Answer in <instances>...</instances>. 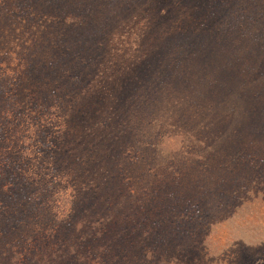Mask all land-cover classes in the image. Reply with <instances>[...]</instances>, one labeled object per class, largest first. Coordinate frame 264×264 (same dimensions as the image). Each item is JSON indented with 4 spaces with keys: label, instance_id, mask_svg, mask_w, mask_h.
<instances>
[{
    "label": "trees",
    "instance_id": "obj_1",
    "mask_svg": "<svg viewBox=\"0 0 264 264\" xmlns=\"http://www.w3.org/2000/svg\"><path fill=\"white\" fill-rule=\"evenodd\" d=\"M12 1V11L10 2H0V11L27 16L33 3L45 2L43 11H54L28 50L17 56L10 54L13 59L5 56L0 63V264H171L178 257L189 259L199 254L209 238L208 224L212 219L222 220L216 211L243 206L242 195L247 189L263 190L264 149L256 156L246 155L245 151L254 148L250 143L240 146L237 156L235 149L239 148L232 146L229 156L236 157L224 164L210 158L212 167L205 176L180 175L165 188L143 189L147 193L134 190L121 166L125 152L135 146L130 141L135 133L125 119H113L110 113L100 129L102 134L87 132L95 144L92 155L77 129L91 107L94 115L103 112V92L91 96L85 105L80 106V100L88 99L91 88L101 82L95 74H102L101 67L109 61L108 29L120 34L122 30L116 26L121 14L125 16L134 7L132 3L145 0ZM206 3L213 19L220 20V37L212 35L217 44L231 43L235 33L245 32L249 22L264 24V12L259 13L264 11V0ZM203 4L200 0L193 3L196 15ZM71 12L80 19L69 17L74 16ZM29 23L40 24L39 16L32 15ZM259 31L248 36L257 42L255 52H261L260 36L264 38V32ZM197 39L204 40L201 36ZM196 43L187 37L183 44L189 50ZM217 44L199 46L204 65ZM225 72L228 76L235 73ZM106 82L110 80L102 82L104 87H108ZM253 86L259 88L253 102H261L262 107L258 111L247 108L230 90L225 109L229 127L211 134L216 140L214 149L231 145L226 140H234V136L253 139L260 134L264 86L259 87L258 82ZM67 118L72 123L69 127ZM74 146H81L85 154L75 153L79 147ZM182 150L186 158L201 154L189 147ZM201 163L194 161L193 168L203 166ZM240 177L245 182L241 183ZM243 183L247 187H242ZM151 184L148 180L147 186Z\"/></svg>",
    "mask_w": 264,
    "mask_h": 264
},
{
    "label": "rangeland",
    "instance_id": "obj_2",
    "mask_svg": "<svg viewBox=\"0 0 264 264\" xmlns=\"http://www.w3.org/2000/svg\"><path fill=\"white\" fill-rule=\"evenodd\" d=\"M189 1L187 4L182 0L132 3L134 7L125 16L121 14L117 22L116 28L122 32L119 34L112 28L108 29L111 31L106 49L109 61L101 67L102 74H95L97 79L102 78L101 82L91 88L88 99L80 100V106L85 105L90 102L91 96L102 92L105 98L101 106L103 112L94 115L91 107L77 129L78 134L84 135L82 139L88 145L90 155L95 144L87 132L90 131L92 136L102 134L100 129L110 113H113L110 115L113 119H125V124L133 128L132 134H135L130 141L135 146L125 152L121 166L125 168L127 179L130 177L129 186L143 193H147L143 189L152 192L157 186L165 188L172 178L180 175H207L210 158L224 164L227 159L230 161L233 156L236 157L229 156L232 146L239 148L235 149L237 156L241 153L240 146L250 143L254 148L245 151L246 155L250 152L253 157L264 149V125L260 126V134L256 138L234 136L231 137L234 140H226V144L231 145L218 149L213 148L216 140L211 136L229 127L225 124L228 122L225 109L231 99L230 90L237 93L247 108L258 111L262 107L261 102H253L254 93L259 89L253 85L258 82L259 87L264 86V38L259 35L262 45L258 49L261 52H255L253 47L257 42L253 43L248 36L260 33L259 29L264 32V24L255 26L249 22L245 26L247 34L236 32L231 43L217 44L219 42L216 43L213 37H220V20L218 17L213 19L206 7L208 0H200L205 7L199 5L198 15L192 7L197 0ZM0 2L4 5L10 2V9L13 10L12 0ZM45 3H33L32 12L27 16L22 13L9 16L7 10L0 11V63H4L5 56L13 59L10 54L21 55L33 45L39 29H44L45 22L53 16L51 13L54 10L43 11ZM32 15L39 16L40 24L29 23ZM69 17L80 19L75 15ZM208 17L211 21L205 26ZM241 28L244 31V27ZM115 34L119 37L113 39ZM185 36L194 38L197 42L194 48L188 50L189 46L183 44ZM200 36L203 41L197 39ZM203 43L209 46L217 44L205 65L199 59V46ZM227 69L235 73L228 76ZM104 80H110L106 82L108 87H104ZM185 81L188 86H185ZM120 123L124 124V121ZM65 124L68 127L72 125L69 118ZM76 147L79 149L75 153L80 151V156L85 154L81 146H74L73 149ZM187 147L201 154H190L186 158L182 149ZM199 160H202L200 165L203 166L194 169V161ZM239 160L242 158L239 157ZM208 174L212 176L209 171ZM243 179L240 177L239 181L245 182ZM148 180L152 183L149 186ZM260 188L247 189L246 195H242L245 204L240 208L228 206L218 209L216 214L222 220L212 219L211 225L208 224L209 238L204 241L205 248L200 253L193 251L199 254L189 259L178 257L171 264H190V261L193 264H264V187L263 190ZM185 189L190 188L186 186Z\"/></svg>",
    "mask_w": 264,
    "mask_h": 264
}]
</instances>
